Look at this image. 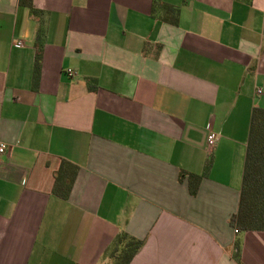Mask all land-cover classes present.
<instances>
[{
	"label": "crops",
	"instance_id": "0c3cea01",
	"mask_svg": "<svg viewBox=\"0 0 264 264\" xmlns=\"http://www.w3.org/2000/svg\"><path fill=\"white\" fill-rule=\"evenodd\" d=\"M33 2L0 0V264H111L121 232L143 240L130 264H264V231L230 224L264 108V0Z\"/></svg>",
	"mask_w": 264,
	"mask_h": 264
},
{
	"label": "trees",
	"instance_id": "16d2710c",
	"mask_svg": "<svg viewBox=\"0 0 264 264\" xmlns=\"http://www.w3.org/2000/svg\"><path fill=\"white\" fill-rule=\"evenodd\" d=\"M22 5L27 6L31 13L39 16L41 11L34 6L33 0H20ZM163 7L168 13L176 16L177 10L166 5L162 0H154L153 12L157 13ZM160 8V9H159ZM159 9V10H158ZM41 35H38L37 44L41 47ZM40 54L37 56L35 77L40 70ZM96 84L89 81L88 88L96 89ZM79 167L68 161L62 160L55 176L53 191L63 199H68ZM181 174V179L185 177ZM189 187L192 195H196L202 176L190 173ZM230 224L238 231L258 230L264 231V108L254 107L251 114L248 143L245 156V164L240 190L238 210L230 218ZM143 245V240L138 239L126 232H121L114 240L108 257L111 264H130L134 256ZM236 257L239 258L238 254Z\"/></svg>",
	"mask_w": 264,
	"mask_h": 264
},
{
	"label": "built area",
	"instance_id": "2783aa9c",
	"mask_svg": "<svg viewBox=\"0 0 264 264\" xmlns=\"http://www.w3.org/2000/svg\"><path fill=\"white\" fill-rule=\"evenodd\" d=\"M23 43L21 41L17 42V46H21ZM69 75H73L74 71L72 69L68 70ZM258 93H262V89L258 90ZM216 142V135L213 131L210 130L209 135H208V144L209 146H213ZM6 152V144L0 143V157L4 155Z\"/></svg>",
	"mask_w": 264,
	"mask_h": 264
}]
</instances>
